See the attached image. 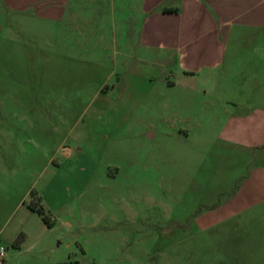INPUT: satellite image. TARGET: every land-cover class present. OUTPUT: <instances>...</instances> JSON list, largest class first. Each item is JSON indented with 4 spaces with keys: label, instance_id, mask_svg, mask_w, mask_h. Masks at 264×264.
<instances>
[{
    "label": "rangeland",
    "instance_id": "374dc122",
    "mask_svg": "<svg viewBox=\"0 0 264 264\" xmlns=\"http://www.w3.org/2000/svg\"><path fill=\"white\" fill-rule=\"evenodd\" d=\"M53 1L0 0V264H264V203H244L264 146L230 143L259 132L217 101L241 94L240 68L204 84L203 127L185 135L184 86L110 90L127 66L161 68L53 45Z\"/></svg>",
    "mask_w": 264,
    "mask_h": 264
},
{
    "label": "crops",
    "instance_id": "0c3cea01",
    "mask_svg": "<svg viewBox=\"0 0 264 264\" xmlns=\"http://www.w3.org/2000/svg\"><path fill=\"white\" fill-rule=\"evenodd\" d=\"M99 1L54 0L49 14H40L50 25L52 44H58L61 34L62 40L82 49L112 47L129 64L157 65L158 75L127 66L130 71L119 74L109 88L121 95L131 86L137 93L139 81H146L142 89L148 88V94L156 82L169 91L179 81L184 97L191 101L184 109L190 115L181 119L185 135L203 127V97L209 94L204 84L222 74L232 79L238 67L241 94L229 86L217 101L228 115L230 128L243 127V133L245 128L246 133L256 128L259 140L228 139L245 148L264 146V0ZM129 80L131 84L126 83ZM259 173L261 182L248 187L249 193L256 194L244 203H264V165ZM50 223L46 225L51 227Z\"/></svg>",
    "mask_w": 264,
    "mask_h": 264
},
{
    "label": "trees",
    "instance_id": "16d2710c",
    "mask_svg": "<svg viewBox=\"0 0 264 264\" xmlns=\"http://www.w3.org/2000/svg\"><path fill=\"white\" fill-rule=\"evenodd\" d=\"M31 195L33 196V199H32V202L29 203V208L33 211H36L39 215H41L43 221L46 224L51 225L48 216L44 214V211L42 209V206L40 203L41 198L39 196H37L34 192H31Z\"/></svg>",
    "mask_w": 264,
    "mask_h": 264
},
{
    "label": "built area",
    "instance_id": "2783aa9c",
    "mask_svg": "<svg viewBox=\"0 0 264 264\" xmlns=\"http://www.w3.org/2000/svg\"><path fill=\"white\" fill-rule=\"evenodd\" d=\"M5 250L6 249L3 246H0V262L4 259Z\"/></svg>",
    "mask_w": 264,
    "mask_h": 264
}]
</instances>
